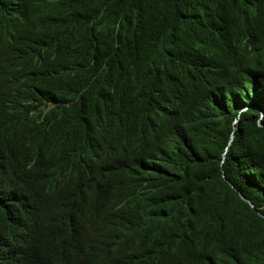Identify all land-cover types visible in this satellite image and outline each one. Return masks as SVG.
<instances>
[{"label": "trees", "instance_id": "obj_1", "mask_svg": "<svg viewBox=\"0 0 264 264\" xmlns=\"http://www.w3.org/2000/svg\"><path fill=\"white\" fill-rule=\"evenodd\" d=\"M0 108V264H264V0H0Z\"/></svg>", "mask_w": 264, "mask_h": 264}, {"label": "clouds", "instance_id": "obj_2", "mask_svg": "<svg viewBox=\"0 0 264 264\" xmlns=\"http://www.w3.org/2000/svg\"><path fill=\"white\" fill-rule=\"evenodd\" d=\"M1 109L2 108H0V113H1ZM110 221H111L113 228H114V236H116L118 233L123 232L124 230L128 229V227H126V226H120V225L116 224L114 221H112V220H110ZM139 248H140V246L128 247V258L132 264H140V260L138 258Z\"/></svg>", "mask_w": 264, "mask_h": 264}, {"label": "bare ground", "instance_id": "obj_3", "mask_svg": "<svg viewBox=\"0 0 264 264\" xmlns=\"http://www.w3.org/2000/svg\"><path fill=\"white\" fill-rule=\"evenodd\" d=\"M17 258V257H16Z\"/></svg>", "mask_w": 264, "mask_h": 264}]
</instances>
